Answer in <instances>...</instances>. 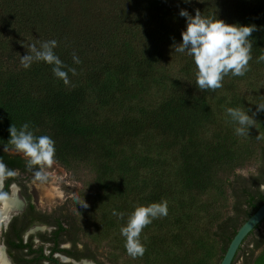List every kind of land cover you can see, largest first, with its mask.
Masks as SVG:
<instances>
[{"label":"trees","instance_id":"16d2710c","mask_svg":"<svg viewBox=\"0 0 264 264\" xmlns=\"http://www.w3.org/2000/svg\"><path fill=\"white\" fill-rule=\"evenodd\" d=\"M103 4L111 9L103 11ZM182 9L193 16L199 10L202 16L227 24L255 25L257 30L249 37L253 46L249 68L264 69V61L258 62L264 54V0H0V159L9 169L17 168L29 176L41 170L26 167L25 158L8 144L9 127L15 125L19 130L27 123L34 136L47 135L55 142V164L70 173L79 166L88 167L97 198H113L109 195L115 190L122 202L110 206L124 213L126 198L113 188L114 174L120 175L122 185L132 188L126 179L132 168L155 169L163 164L136 156V166L130 168L122 153L137 141L151 151L153 146L145 143L158 140L159 152L174 155L172 176L179 193L215 191L225 204L204 206L209 214L205 233L218 245L219 264L237 230L256 210L251 197L255 201L258 194L253 186L257 169L264 168V142H244L226 129L217 130L211 100L220 88L200 90L193 78L188 88L173 82L169 94L156 105L134 103L152 84L165 80L160 68L177 55L174 45L182 42L181 32L186 29V18L179 15ZM51 40L57 41L53 51L66 66L62 70L68 73V85L54 76L53 65L34 61L25 69L20 63L29 45L39 47ZM73 54L79 57V64L73 62ZM182 61L180 72L187 78L195 65L187 53ZM72 68L76 75L69 71ZM90 94L97 108L109 115L90 110ZM240 105L239 101L229 102L230 108ZM261 123L264 128V119ZM11 151L15 155L8 154ZM254 164L248 179L239 173ZM166 182L159 176L150 183L152 189L143 201L151 204L173 198ZM43 218L52 230L39 238L51 245V255H43L41 245L38 264H60L51 258L53 253L100 264L89 248L78 247V222L64 207ZM112 222L110 219L106 225ZM258 238L262 240H254L256 247L264 245V237L259 234ZM63 243L70 247L59 248ZM242 245L231 264L239 257L245 259L244 264H264V247L257 255L246 256ZM190 254L196 257L195 249Z\"/></svg>","mask_w":264,"mask_h":264},{"label":"rangeland","instance_id":"374dc122","mask_svg":"<svg viewBox=\"0 0 264 264\" xmlns=\"http://www.w3.org/2000/svg\"><path fill=\"white\" fill-rule=\"evenodd\" d=\"M110 9L111 6L108 4L102 5L103 11ZM185 53L176 52L177 55L164 63L160 71L165 75V80L152 84L150 90L134 103L156 105L169 94L171 84L175 81H179L182 88H188L191 84L190 78L196 79V70L187 78L180 72L183 65L182 56ZM222 85L211 100L215 115V128L217 130L226 129L227 132L244 142L260 144L264 142V128L261 123L264 116L260 118L259 112H256V105L264 104V69L252 66L243 76H233L229 73L224 77ZM219 100L221 102H218ZM231 101H239L241 105L238 108L255 120L253 127L249 128L246 135L236 134L235 129L240 125L232 121L226 112V109L230 108L229 102ZM89 108L92 111L95 110L100 116L109 115L107 110L97 108L93 94H90ZM157 142L158 140L146 142L145 145L153 146L151 151H147L144 144L137 141L133 148H126L123 151L122 157L128 159L130 168L136 166L134 159L136 156L137 158L148 156L163 164L162 166L155 169L140 168L138 171L132 168L126 175V179L132 182V188L125 187L120 183L119 174L113 176V188L117 187V190L123 192L126 198L123 203V206L127 208L123 213L125 219L136 206L149 205L143 201V198L152 189L150 183L157 180L159 176L167 181L165 188L171 189L173 193V198L162 200L167 201V215L153 219L140 234V241L145 247L143 256L133 259L127 254L124 246L125 237L120 233V228L126 226L127 221L121 223L118 216L112 214L115 208H112L114 205L110 206V203H121L122 198H116L114 190L112 195H109L113 198L98 199L94 175L86 166H79L71 173L64 171L55 163L50 167L43 168L42 172L46 178L44 180L34 179L29 185L32 201L41 211L49 212L64 207L69 215L74 216L80 228L78 247L89 248L96 262L100 264H217L218 245L205 233L209 214L208 208L204 206L209 202H215L217 207H223L222 205L225 204L215 191L204 195L179 193V185L172 176L175 166L174 155L159 152L156 149ZM21 156L23 155L21 154ZM255 168V164L248 165L239 173L247 177L255 171ZM82 199L88 204L87 208L80 206L79 203L83 202ZM110 219L113 222L107 226ZM100 220L103 223L100 224ZM47 230L49 229L38 227L32 234ZM198 245L200 247L197 248ZM44 248L47 253L46 247ZM191 249H195L196 257L190 254ZM87 264L96 263L88 261Z\"/></svg>","mask_w":264,"mask_h":264},{"label":"clouds","instance_id":"9594fccd","mask_svg":"<svg viewBox=\"0 0 264 264\" xmlns=\"http://www.w3.org/2000/svg\"><path fill=\"white\" fill-rule=\"evenodd\" d=\"M188 2V0H185ZM179 15L186 18V29L181 32L182 42L174 45V51L187 53L192 57L195 65V83L200 90H212L221 88L222 81L229 73L233 76H243L249 71V61L252 59V42L249 37L256 31L255 25L241 26L238 24H227L216 17H204L199 10L195 15H190L186 10H180ZM57 46L56 40L46 41L37 47L29 45L26 55L20 56L21 65L27 69L34 61H43L53 65L52 72L55 77L61 79L65 85L70 83L68 73L64 70L66 66L55 55L53 49ZM73 62L80 63L79 57L73 54ZM264 61V54L258 57V62ZM76 75L74 68L69 69ZM264 111V104L256 105V112ZM226 112L232 121L240 127L235 129L237 135H246L255 120L240 108H227ZM255 115V113H253ZM29 125L23 124L18 130L15 125L8 129L10 138L8 144L15 151L22 154L26 160V167L34 166L41 169L35 172L38 180L46 177L42 170L54 163L55 142L47 135L34 136L28 130ZM258 139L260 137H257ZM17 176V171L9 169L0 159V202L9 199L8 192L3 191L6 180ZM79 203L82 208L88 204L82 199ZM168 213L167 201L151 203L147 206H136L127 218L126 226L120 228V233L125 237V249L133 259L143 256L145 247L140 241L142 230L149 225L153 219L166 216ZM123 218V213H112Z\"/></svg>","mask_w":264,"mask_h":264},{"label":"flooded vegetation","instance_id":"af4514ba","mask_svg":"<svg viewBox=\"0 0 264 264\" xmlns=\"http://www.w3.org/2000/svg\"><path fill=\"white\" fill-rule=\"evenodd\" d=\"M8 154L15 155L14 152H8ZM13 170L17 171V176L5 181L3 191L8 192L9 196H11L12 190L15 189V197L19 206L10 212L4 222H0V248L7 264H38L36 258L39 254V248L41 245L43 246V255H51L49 250L51 245L48 243H42L40 241L39 234H48L52 230V227L41 220H44V215H50L56 209L49 212L37 209L32 201V194L29 188L30 183L36 179L34 175L35 173L32 176H29L17 168H13ZM256 174L257 180L253 187L258 189V194L255 197V201H253L254 197H251V203L255 202L254 207H256L257 210L264 204V199L263 201L261 199V197L264 196V168H262V170L257 169ZM249 176L246 178L248 179ZM248 199L249 195L247 196V201H249ZM0 205L2 206V202H0ZM245 208L249 212L252 210L248 203ZM38 227H43L49 230L45 232H35L32 234L34 229ZM259 234L264 237V219L243 240L242 247L245 250L246 256L251 253L257 255L263 249L264 245L256 247V242H254L256 238L260 239V241L262 240L261 238H258ZM29 244H31V246H29ZM69 245V243H63L59 246V248L68 249L70 247ZM44 247H46L47 253H45ZM62 257L69 260L67 262H63ZM51 258L56 259L60 264H80L84 263L83 261H86V263L91 261L84 258L76 259L75 256L73 257L61 253H53ZM244 262L245 259L243 260L242 257H239L235 264H244ZM51 263V261L42 262V264Z\"/></svg>","mask_w":264,"mask_h":264},{"label":"water","instance_id":"95a60500","mask_svg":"<svg viewBox=\"0 0 264 264\" xmlns=\"http://www.w3.org/2000/svg\"><path fill=\"white\" fill-rule=\"evenodd\" d=\"M264 219V204L260 206L253 215H251L246 222L237 230L232 240L228 244V247L224 253L223 258L219 264H231L240 245L246 236ZM69 259L62 257L63 262H67ZM86 262V261H83ZM75 263V262H74Z\"/></svg>","mask_w":264,"mask_h":264},{"label":"bare ground","instance_id":"6f19581e","mask_svg":"<svg viewBox=\"0 0 264 264\" xmlns=\"http://www.w3.org/2000/svg\"><path fill=\"white\" fill-rule=\"evenodd\" d=\"M1 206V205H0ZM19 204L15 197V189L12 190V195L9 196V199L6 202H2V206L0 209V222H4L11 211L18 208ZM1 224V223H0ZM0 264H7L4 260V257L2 255V250L0 248ZM87 264V263H85Z\"/></svg>","mask_w":264,"mask_h":264}]
</instances>
